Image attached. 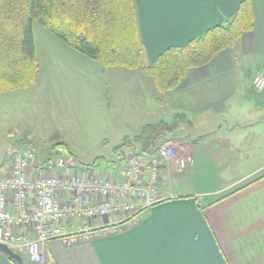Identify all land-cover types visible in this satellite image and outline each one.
<instances>
[{
    "label": "crops",
    "instance_id": "crops-1",
    "mask_svg": "<svg viewBox=\"0 0 264 264\" xmlns=\"http://www.w3.org/2000/svg\"><path fill=\"white\" fill-rule=\"evenodd\" d=\"M241 2L135 0L147 61L152 62L167 48L185 45L224 23L236 14ZM251 2L254 28L241 37L235 49H224L210 63L191 69L169 92L172 110L183 114L180 121L191 122V117L197 116L215 123L197 135V139L179 137L174 140L181 154L190 157V162L183 169L160 164L159 191L163 200L142 210L132 221H123L122 230L116 234L72 245L60 239L48 241L43 245L45 264H264V161L263 156L258 159L260 148H252L253 152L245 145L237 148L235 152L240 149L245 154L238 155L240 161L236 159L234 163L245 164L247 170L223 187L190 190L184 182L172 186L174 177L180 180L186 175L183 171L191 172L198 163L199 157L194 153L203 136L219 137L241 131L247 134L250 129H246L264 122V93L258 92L253 83L255 75L264 73V0ZM250 95L260 96L254 102L261 104L256 113L244 116L228 110L227 106L245 105ZM48 159L42 161L36 155L31 172H43ZM68 162L63 172L82 171L74 156L69 157ZM91 170L97 171V168ZM69 200V195L61 197L63 204ZM117 218L113 215L79 219L73 223L63 222L62 227L76 230L103 225ZM0 264L15 262L0 251Z\"/></svg>",
    "mask_w": 264,
    "mask_h": 264
},
{
    "label": "rangeland",
    "instance_id": "rangeland-1",
    "mask_svg": "<svg viewBox=\"0 0 264 264\" xmlns=\"http://www.w3.org/2000/svg\"><path fill=\"white\" fill-rule=\"evenodd\" d=\"M34 39L40 66L35 82L0 92V169L9 165V151L14 148L31 147L43 161L53 155L55 144L64 142L70 157L74 156L79 164L93 163L98 158L102 160L98 173L121 175L124 164L120 162V146L126 139L134 140L145 125L162 120L175 122L174 134L192 140L215 123L197 116H192L191 122L180 121L178 111L172 110L170 91H160L142 67H104L38 22H34ZM257 97L250 95L245 105L227 108L244 116L256 113L261 107L254 103ZM246 130L250 133L203 136L194 153L198 163L191 172L183 171L186 175L180 180L174 177L172 186L180 182L190 190L225 186L247 170L245 164L234 163L243 153L240 149L235 152L242 145L251 152L252 148H260L258 159L263 156L264 161V122ZM22 257L24 264H34L26 254Z\"/></svg>",
    "mask_w": 264,
    "mask_h": 264
},
{
    "label": "trees",
    "instance_id": "trees-1",
    "mask_svg": "<svg viewBox=\"0 0 264 264\" xmlns=\"http://www.w3.org/2000/svg\"><path fill=\"white\" fill-rule=\"evenodd\" d=\"M34 22L84 55L99 60L104 67H142L154 78L158 89L167 92L174 90L191 69L210 63L224 49L234 50L241 37L254 28L255 14L251 0H242L236 14L224 23L185 45L167 48L148 62L135 0H0V92L29 87L37 78L40 66ZM182 116L177 114L178 118ZM176 126L175 122L163 120L145 125L134 140L122 143L120 162L124 164L125 148L147 158L164 145H176ZM170 133L172 136H168ZM27 148L35 153L31 147L18 149ZM68 152L71 153L66 143L55 144L44 166L58 157L68 160ZM101 162L97 158L81 167L91 170Z\"/></svg>",
    "mask_w": 264,
    "mask_h": 264
},
{
    "label": "built area",
    "instance_id": "built-area-1",
    "mask_svg": "<svg viewBox=\"0 0 264 264\" xmlns=\"http://www.w3.org/2000/svg\"><path fill=\"white\" fill-rule=\"evenodd\" d=\"M254 87L264 93V73L254 76ZM35 153L14 148L9 151L7 171H0V243L8 245L30 261L45 264L43 245L60 239L66 245L90 241L122 230L142 210L163 200L160 195L161 163L185 168L190 157L174 144H167L144 158L126 153L121 176L98 173L86 166L67 173L64 157L51 160L43 172L32 173ZM69 195L68 203L61 197ZM118 216L113 222L94 227L65 230L63 222Z\"/></svg>",
    "mask_w": 264,
    "mask_h": 264
},
{
    "label": "water",
    "instance_id": "water-1",
    "mask_svg": "<svg viewBox=\"0 0 264 264\" xmlns=\"http://www.w3.org/2000/svg\"><path fill=\"white\" fill-rule=\"evenodd\" d=\"M0 251L9 256V258L15 260L18 264H24L22 255L12 250L8 245L0 243Z\"/></svg>",
    "mask_w": 264,
    "mask_h": 264
}]
</instances>
